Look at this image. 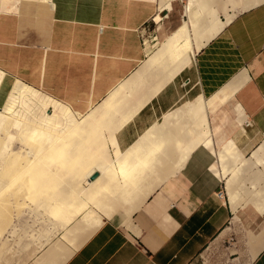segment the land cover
<instances>
[{
    "label": "crops",
    "instance_id": "0c3cea01",
    "mask_svg": "<svg viewBox=\"0 0 264 264\" xmlns=\"http://www.w3.org/2000/svg\"><path fill=\"white\" fill-rule=\"evenodd\" d=\"M172 1L167 11H160V0H0L1 111L33 125L42 123L50 113L51 107L34 97L14 92L15 83L37 94L45 93L38 95L66 106L76 116L95 110L115 88L146 68L148 55L142 36L150 22L156 23L157 14L166 13L160 15L164 19L168 16ZM195 50L191 62L133 114V100H124V110L111 119L121 122L116 123L113 135L123 155L132 153V146L146 135L148 143L144 144L147 148L142 144V155H160L164 150L161 159L163 155L170 158L179 148L153 151L147 133L152 132L150 136L156 139L161 134L162 140L165 133L173 134V128L167 132L160 128L165 115L197 97L209 99L230 93L216 108L219 110L208 114L210 146L192 149L186 163L178 165V172L171 164L174 162L166 165L175 173L145 198L136 197L132 207H120L121 211L118 206L109 215H92L95 224L98 217L101 224L89 221L85 214H91L86 211L78 214L66 227L71 228L67 235L78 238V247L61 264H192L199 251L217 238L232 239L240 256L246 254L241 249L246 234L252 235L253 249L258 245L257 239L264 232V211L254 201L233 209L224 193V179L210 164L211 149L229 139L245 149L243 136L249 132L264 135V1L238 12ZM230 108L237 112V123L246 122L248 132L218 130L220 115ZM174 126L172 121L170 127ZM157 154L156 158L160 157ZM161 166L158 169L164 171L166 166ZM217 191H223L224 196L218 197ZM82 216L94 229L80 224ZM75 224L84 234L77 236L80 229ZM248 257L249 264H264V245Z\"/></svg>",
    "mask_w": 264,
    "mask_h": 264
},
{
    "label": "bare ground",
    "instance_id": "6f19581e",
    "mask_svg": "<svg viewBox=\"0 0 264 264\" xmlns=\"http://www.w3.org/2000/svg\"><path fill=\"white\" fill-rule=\"evenodd\" d=\"M239 1L243 2L240 3ZM262 1L231 0V3L233 5L241 4L239 9L244 10ZM210 2L211 0H188L184 6V16L187 19H183L179 25L177 24L178 26L174 30L169 32L164 39L162 38L163 41L159 43L158 48L148 54L145 61L146 68L130 76L123 84H119L120 86L115 88L112 93L110 92V96L105 98L102 101L103 103L101 102L95 110L85 115L76 116L66 106L43 98L38 95L40 93L37 94L32 89L15 83L14 92L31 96L30 98L34 97L43 106L51 107V111L45 115L42 123L33 125L7 115L1 111L2 108L0 109V264H61L72 250L78 247L79 241L75 237L76 235L74 237L71 236L72 234L70 236L67 235V233L71 232L70 227L72 226L69 227V232L66 230L67 225L78 214L86 211L91 214L86 215L83 212L88 217L87 219L94 222L91 218H93L92 215L97 217V212L109 215L118 206L119 208L126 205H128V208L132 207L131 202L133 203L136 197L145 198L157 185H160L169 175L175 173L173 172V167H170L171 165L169 167L166 165L174 162L171 163L172 166L176 165L174 170L176 171L177 168L181 169L179 164H183L192 149L198 146H210V141L208 140L211 133H209L210 129L208 130L210 128L207 123L208 114L222 104L230 93L224 92L211 96L209 99L197 97L184 103L171 114L165 115L160 128L164 129L165 132L173 128V134L168 136L165 133V138L162 140L159 139L161 134L158 135V139L154 136L153 138L155 139H153L150 136L152 132L147 133L151 138V143L149 142L148 146L149 148L152 147L153 151L164 147L179 148V150L175 149L178 153L179 151H184L183 155L176 157L179 154L170 149L175 155L174 160V158H171L173 153L171 154L170 158L172 161H170L169 155L164 157V150L159 153L160 155L164 153L162 159L156 153L159 152L158 150L155 152L157 156H160L158 158H156L154 152H151L153 156L149 154V156H146V154L142 155L141 150L145 149L144 147L146 146L144 144L148 143L146 135H144L145 138L143 137L144 141L143 138H140L132 146L134 149L130 152L134 156L129 151V154L126 151L125 155H123L118 150L113 135L116 130L115 127H118L116 123L121 124V122H117L114 119V123L111 120L118 112L124 110L122 107L125 101H131L128 99H132L134 103L131 109L132 114L147 103L152 96H155L161 88L189 63L194 47L197 50L203 40L209 39L233 18L232 15L225 14L224 20H219ZM169 3L170 0H160V11L168 9ZM198 13L200 16H196ZM163 19L164 16L162 17L159 14L154 17V21ZM1 77L2 73L0 72V79ZM128 96L129 98H127ZM111 121L113 122L112 124ZM172 121L176 122V126L170 127ZM124 122L122 121V123ZM11 130H14V132L12 133ZM14 139H17L20 145L17 150L11 149V141ZM142 144L144 147H142ZM110 146L114 149L113 156L109 154L110 150L108 151ZM152 148L149 150L152 151ZM165 151L168 152L169 150ZM137 152L141 153L138 154ZM160 160L164 161L165 164L159 162ZM48 161L58 164L60 170L57 167L45 170L48 167L46 168L44 165ZM49 162L48 164L51 166L52 164L50 165ZM158 162L160 166L157 165ZM214 162L219 166L218 173L220 178L225 181L226 195L233 209L241 205V203L245 204L246 201L250 200L254 201L261 211H264V143L259 144L257 148H252L245 155L239 150L235 142L229 139L215 150ZM133 163L136 165H133ZM151 164H155L156 167ZM162 164L166 166L164 171L160 170L163 167L161 166ZM61 170H63V173L65 172L64 176L61 174ZM66 172L68 173L66 174ZM93 173H97V176L90 180V176ZM151 181L157 183L149 185ZM21 196L30 197L31 199L32 197H41L43 199L40 201L41 203L37 202L34 206L33 204H31L32 206L26 204L28 206V214L29 212L38 213V211L41 214H38L39 218L34 214L35 219L31 218L29 225L32 224L34 226V222L35 225H38L39 222H49L48 225L46 224L47 228H44L45 230L43 229V231H41V224L38 226L40 228H37L40 230L36 231L33 229L35 232L32 231L34 233L33 239H31L35 242L30 240L32 244L31 242L29 244L32 247H28V242L24 244L21 240L24 237L21 229L18 234L15 231L17 228L13 230V227L8 230L7 227L10 222L13 224L11 221V207H16L15 210H17L14 211L17 212L20 210L18 206H22L25 202H21L20 199L22 198H20L19 201L22 204H19L18 198ZM242 197H246L244 202H242ZM27 198H24V200ZM120 210L122 211L121 208ZM129 212L126 210V213L129 214ZM24 213L26 212L24 211ZM18 216L21 217L20 213ZM18 216L15 217L18 218ZM83 217H80L82 220L78 219V221L81 220L80 224L84 222L83 219L85 217ZM87 219L85 220L86 222L88 221ZM97 219L99 220L97 221ZM89 221L87 223L84 222L82 225L91 223ZM95 221H97V225L101 224L99 223L101 221L99 217ZM76 223L79 224V222ZM94 224H88L87 226L89 227L90 225L92 227L91 225ZM17 225L19 224L17 223L15 226L17 227ZM42 225L45 227L44 224ZM76 227L78 230L81 228L77 225ZM87 228L86 230H89ZM92 228L94 229V227ZM62 229H65L64 235H61L62 238H57L56 241L50 243V232L53 233V230L56 232L55 230L60 231ZM72 229L74 230V227ZM82 229L79 230L80 233L77 236L81 235ZM27 231H29L28 235H30L31 231L28 228L24 231V234ZM251 237L252 235L249 234V238ZM258 240L259 243L256 248H252L251 256H254L264 245V232L260 234ZM45 244L48 245L47 249L38 257H33V261L28 263L35 251L39 248L41 249Z\"/></svg>",
    "mask_w": 264,
    "mask_h": 264
},
{
    "label": "rangeland",
    "instance_id": "374dc122",
    "mask_svg": "<svg viewBox=\"0 0 264 264\" xmlns=\"http://www.w3.org/2000/svg\"><path fill=\"white\" fill-rule=\"evenodd\" d=\"M156 1V0H155ZM219 1V2H218ZM264 1V0H263ZM187 2H188V0H173L172 2H171V10L168 12V16L165 18V19H163V20H159V22L158 21H156V23L154 22H150V24H149V26H148V29H146L145 31H144V34H143V36H142V42H143V45H144V51H145V54H146V56L148 55V54H150V53H152L156 48H157V46H158V44L160 43V42H162L163 41V39L165 38V36L166 35H168L169 34V32H171L172 30H174L175 29V27L176 26H178L180 23H181V21L183 20V19H187V17L186 16H184V6H185V4H187ZM240 3L241 2H243V1H239ZM212 3V8L216 11V13H215V15H216V17L220 20V19H223L224 20V18H225V14H227V15H232L233 17L238 13V12H240V11H242V10H240L239 8H240V6H241V4H239V5H237V4H235V5H233L232 3H231V0H211V2H210V4ZM196 16H200V14L198 13V14H196ZM220 17V18H219ZM178 24V25H177ZM172 27V28H171ZM163 30H165V31H163ZM168 30V31H167ZM162 32V33H161ZM164 32V33H163ZM162 35H161V34ZM163 38V39H162ZM146 58V57H145ZM144 58V59H145ZM40 93H42V94H45V93H43V92H41V91H39ZM217 110H219V109H217ZM216 110V111H217ZM215 113V111L213 112V114ZM220 113L222 114V111H220L219 113H217L216 115L218 116V115H220ZM228 115V116H227ZM220 116H222V118H220L219 120H218V123H217V125H218V130L219 131H221V132H227V134H230V133H232V132H235V131H243L244 130V132L245 131H247L248 132V128H247V126H246V122H242V123H237L236 122V116H237V112L235 113L234 111H233V109H228V111L224 114V115H220ZM224 116V117H223ZM216 125V126H217ZM242 129V130H241ZM12 131V133L14 132V130H11ZM243 138H244V140L242 141V142H244V146H245V149H241L240 147H238L239 148V150L241 151V152H243L245 155H247L251 150H252V148H257L258 146H259V144H261V143H264V135L263 134H259V133H248V136H243ZM208 141H210L211 142V137L209 138V140ZM17 142V143H16ZM11 143H12V145H11V149H13V150H17V148H19V144H18V140L17 139H14L13 141H11ZM15 148V149H14ZM218 148V147H217ZM217 148H215V149H211V153H212V155H213V162L210 164V166L212 167V169H213V171L214 172H216V170H218L219 169V166H217V164L214 162V159H215V150L217 149ZM49 162V161H48ZM48 162H45V165H44V167L46 166V168L47 169H45V170H50L51 168L52 169H55L54 167H57V169H59L60 170V166L58 165V164H56V163H50V165L51 166H49V164H48ZM48 164V165H47ZM55 164V165H54ZM43 168V167H42ZM261 168V167H260ZM264 169V168H263ZM61 172V174L63 175H65V172L63 173V170H61L60 171ZM59 172V173H60ZM68 172H66V174H67ZM63 175V176H64ZM218 175H219V173H218ZM66 177V176H65ZM223 186H225V185H223ZM223 188V187H222ZM224 192H225V190H224ZM38 197V196H37ZM247 197V196H246ZM246 197H242L243 199H242V202H244V200H246ZM20 198H22V199H20ZM24 198H27V197H19L18 198V202H19V204L21 203V202H23V201H25L23 204H22V206H26V204H28V206H32L31 204H33V206H34V204H36L37 202H39V203H41L40 201H42L43 199L41 198V197H38V198H34V197H32V199L30 198V200H29V198H27V199H25L24 200ZM248 198V197H247ZM19 199H20V201H19ZM34 199V200H33ZM41 199V200H40ZM27 200V201H26ZM36 200V201H35ZM39 200V201H38ZM250 201V200H249ZM17 202V203H18ZM33 202V203H32ZM246 202H248V201H246ZM242 204V203H241ZM22 206H18V209L20 208V210H18V211H20L19 213H20V215H21V217L20 216H18L19 215V213H18V211L17 212H15L16 210H15V208L16 207H14L13 206V208L11 207V221H12V223L14 224H11V222H10V224H9V226H7L8 227V230H10V228H13V230L15 229V228H17L15 231H16V233H18L19 234V230L21 229V232H23V235H24V237H22V235H20L22 238H21V240L23 241V243L25 244V243H27L28 244V247L30 246V247H32V245H29L30 244V242H31V244H32V241L33 242H35L34 240H32L33 239V233L35 232L34 230H40V229H37V228H42V230L41 231H43V229L44 228H47V226H46V224L48 225V223L46 222H39L38 223V225H35V222H34V226L31 224V225H29V223H31L30 222V220H32V219H35V217H34V214H35V216H39V215H41L40 214V212L38 211V213H32V212H29V214H28V206H26V207H22ZM239 206V205H238ZM22 207V208H21ZM25 208H27V209H25ZM15 210V211H14ZM23 211V213L21 214V212ZM24 211L26 212V213H24ZM16 213H18V214H16ZM31 213V214H30ZM24 214V215H23ZM37 214V215H36ZM39 214V215H38ZM30 217V216H32V217H28V216ZM18 216V218H16V217ZM22 216H26V217H22ZM29 218V220H28V218ZM42 217V216H41ZM16 218V219H15ZM21 218V219H20ZM32 218V219H31ZM39 218V217H38ZM41 220H43L42 218H40ZM45 219H47V218H45ZM19 220V221H18ZM24 220V221H23ZM40 220V221H41ZM29 221V222H28ZM46 221V220H45ZM19 224V225H17V227L15 226L16 224ZM21 223V224H20ZM23 223V224H22ZM28 225H27V224ZM24 224H25V226H24ZM42 224H44L45 225V227L43 226H41ZM12 225V227H10ZM40 225V227H38ZM51 225V224H50ZM20 226V227H19ZM26 226H28V227H26ZM34 228H33V227ZM21 227H23V228H21ZM30 227H32V228H30ZM29 229L30 231H31V233H30V235H28L29 234V231H27L26 232V234H24L25 232L24 231H26V229ZM36 228V229H35ZM25 229V230H24ZM32 229V230H31ZM34 229V230H33ZM50 229V228H49ZM17 230H18V232H17ZM23 230V231H22ZM45 230V229H44ZM32 231H34L33 233H32ZM50 231H52V230H50ZM56 232H54V230H53V233L52 232H50V238L51 239H49V242L51 243V242H54V241H56L57 240V238H59V236H60V231L59 230H55ZM21 232H20V234H21ZM31 234H32V236H31ZM54 234V235H53ZM27 235V236H26ZM31 236V237H30ZM246 236H247V239H245V244L243 243V246H241V249L244 251V250H246V254L243 256L242 255V253H241V256H240V254H238L237 252H236V246H234L233 244H232V239H229V238H223V239H221V238H217V239H215V240H212L211 242H209L208 244H206L200 251H199V253H198V255L196 256V258L194 259V261H193V263L192 264H249V257H248V255H250L251 254V252H252V243H251V241H250V238H249V235H247L246 234ZM27 237V238H26ZM30 238V239H29ZM32 238V239H31ZM28 240V241H27ZM30 240H32V241H30ZM25 241V242H24ZM47 247H48V245L47 244H45V245H43L42 247H41V249L39 248V249H37V251H35V254L28 260V263H31L32 261H33V257H38L39 255H41V253H43L44 252V250L45 249H47Z\"/></svg>",
    "mask_w": 264,
    "mask_h": 264
},
{
    "label": "water",
    "instance_id": "95a60500",
    "mask_svg": "<svg viewBox=\"0 0 264 264\" xmlns=\"http://www.w3.org/2000/svg\"><path fill=\"white\" fill-rule=\"evenodd\" d=\"M160 15H165V13H160ZM97 175L95 173H93L91 176H90V180H93Z\"/></svg>",
    "mask_w": 264,
    "mask_h": 264
},
{
    "label": "built area",
    "instance_id": "2783aa9c",
    "mask_svg": "<svg viewBox=\"0 0 264 264\" xmlns=\"http://www.w3.org/2000/svg\"><path fill=\"white\" fill-rule=\"evenodd\" d=\"M217 195H218V197H223L224 195H223V191H218V193H217Z\"/></svg>",
    "mask_w": 264,
    "mask_h": 264
}]
</instances>
